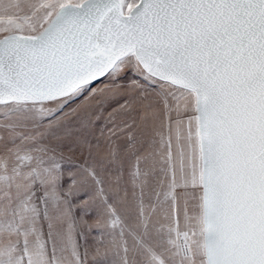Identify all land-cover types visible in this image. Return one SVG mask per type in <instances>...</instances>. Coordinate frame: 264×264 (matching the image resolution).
Here are the masks:
<instances>
[{"label":"snow or ice","instance_id":"obj_1","mask_svg":"<svg viewBox=\"0 0 264 264\" xmlns=\"http://www.w3.org/2000/svg\"><path fill=\"white\" fill-rule=\"evenodd\" d=\"M0 264H264V0H0Z\"/></svg>","mask_w":264,"mask_h":264}]
</instances>
